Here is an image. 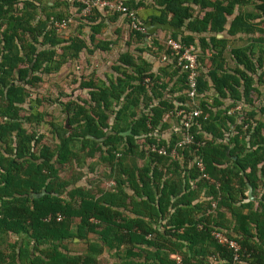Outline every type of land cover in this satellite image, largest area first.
Instances as JSON below:
<instances>
[{"label": "trees", "instance_id": "trees-1", "mask_svg": "<svg viewBox=\"0 0 264 264\" xmlns=\"http://www.w3.org/2000/svg\"><path fill=\"white\" fill-rule=\"evenodd\" d=\"M250 1L153 0L158 14L150 19L189 32L168 36L199 48L201 114L188 128L192 142L171 157L179 131L170 119L180 105L191 106L185 73L173 61L153 73L149 61L128 50L110 65L112 77L80 76L86 97L57 101L64 120L48 122L52 143L27 129L24 123L43 117L34 109L38 100L28 98L37 73L58 71L82 50L110 49L111 41L97 35L121 14L92 11L77 23L88 27L86 38L63 37L53 21L76 20L74 1L73 13H62L55 9L65 0H0V264H174L175 254L181 264L208 256L231 262L232 251L210 235L214 228L236 241L240 260L264 264V87H255L264 85V0L229 21L228 34L258 33L255 57L250 46L230 50L240 68L223 67L222 38L195 42L192 35L221 32L235 5ZM131 30L130 43H142L145 33ZM164 39L134 51L170 56ZM210 86L215 95L207 94ZM236 104L241 108L227 113ZM151 144L166 154L149 151ZM105 247L112 262L98 258Z\"/></svg>", "mask_w": 264, "mask_h": 264}, {"label": "built area", "instance_id": "built-area-1", "mask_svg": "<svg viewBox=\"0 0 264 264\" xmlns=\"http://www.w3.org/2000/svg\"><path fill=\"white\" fill-rule=\"evenodd\" d=\"M79 9L80 16H87L92 11H97L100 14L114 13L117 12L127 19V25L140 33L145 32L144 24L137 18L134 10L128 8L124 4V0H74ZM71 21V17L66 20L53 21V26L58 31H62L66 28L67 24ZM166 45L171 50V55H161L159 58L161 62H171L173 61V66L179 67L181 71L185 73L184 84L185 89L183 90L188 102L190 103L189 109H185V105H180L176 108L172 114L174 119L172 126H175L179 131V138L174 144V148L169 151L171 157L175 156V148H181L186 144L192 142L191 136L188 133V128L194 118L201 114V109L195 105V98L197 96V75L199 64L197 62V55L199 53V48L195 43H182L178 39H173L167 36L165 39ZM148 79L145 78L144 81ZM178 104V103H176ZM240 104H236L233 107L234 110H239ZM231 111H228L229 113ZM149 151L157 152L158 154H166L164 147H158L156 144H151L148 147ZM193 164L199 172L203 171V164L200 157H195L193 159ZM205 176V175H204ZM206 177V176H205ZM207 178V177H206ZM214 207V202H210V209ZM50 216H46L48 219ZM212 238L220 245L226 247L232 251V261L224 262L221 259H217L215 256H208L207 259L202 262V264H248L245 261L239 259V245L235 240L228 237L220 229H212L210 232ZM174 264H181V257L177 254L172 256Z\"/></svg>", "mask_w": 264, "mask_h": 264}, {"label": "crops", "instance_id": "crops-1", "mask_svg": "<svg viewBox=\"0 0 264 264\" xmlns=\"http://www.w3.org/2000/svg\"><path fill=\"white\" fill-rule=\"evenodd\" d=\"M53 0H47V4H51ZM70 2V4L74 1V0H68ZM129 2L131 3L132 2V5H135V4H138V6L136 8H132V10H134L137 18L144 24L146 21H150L151 23L155 22V21H152L150 19L151 16L153 15H156L158 14V11L156 9V6L154 5L153 3V0H129ZM257 2L256 0H251L250 3L246 4V5H243V6H238V5H235L234 9H233V12L227 16V20H226V24L224 26V29L221 31V32H217V33H211L209 31H202L200 33H192L193 37H194V41L196 42L197 41V38L198 37H204V38H208L209 36H215L216 38H222L224 41H225V45H224V50H223V53H222V58H223V67L225 69H228V70H232L233 68H240V65L237 64L235 62V59L234 57L232 56V54L230 53V50L231 49H235V48H239V47H247V46H250L253 48L254 50V57L256 55V49H257V42H255L253 39L258 35V33L254 32V33H243V32H236L234 34H228L227 33V28H228V24H229V21L233 18V16L239 11H251L253 10L252 8V5ZM72 5V4H71ZM194 14H197L199 13L198 9L194 6ZM75 9V5H72L71 6V10H69L71 13H73ZM143 10L145 13L143 15V17L140 16L139 12ZM120 18L123 16L120 15L119 16ZM118 19V18H117ZM257 20V18L255 19ZM254 20V21H255ZM70 23V22H69ZM68 23V24H69ZM67 24V25H68ZM67 27V26H66ZM64 30V29H63ZM181 30V29H180ZM182 33H189L187 31H183L181 30ZM180 31V32H181ZM168 30L167 29H162V28H156L152 34L148 35V36H144L143 38V42L142 43H131V45L129 46V52L130 53H137V54H140V56H142L143 58H145L147 61L150 62L151 64V71L154 73L157 71V68L159 66H161L163 64V62L160 61L159 58H155L153 57L150 53H148L147 51H142L140 53H138L137 51H134V48H137V47H143L144 45H148L149 42H150V39H154V40H163L164 38H166L168 36ZM264 36V35H263ZM123 51H120L119 53H121ZM109 53L110 55V51L108 50H105V51H101V50H94L92 53L90 54H87L85 50L83 51H80L78 53V57L77 60L78 62L81 63V60L80 58H83V63L81 64V66L83 67L82 69L84 70V68L87 67V63H86V60H85V56L89 57L88 58V62L90 63V66L88 67L90 70H87V68L85 69V72H81L79 73L80 74H87L89 73L90 71H93L95 76L100 79V80H105V75L106 76H110L112 73L111 72H107L106 74L103 73V71L105 70H101L100 68L103 67L104 65H108L109 66L111 64L114 63L117 55L119 54H116L115 57L111 60H106L108 56H106L107 54ZM100 55L102 56H105L104 59H99ZM70 61L64 63L62 65V67L56 71V72H52V73H49L47 75L51 76V80H55L57 77L56 75L57 74H60L61 73V78H62V81H61V85L63 87V89H67V86L68 84L71 86V87H74V91L71 94H68L67 96H63L61 98L62 101H66V100H70V99H73V100H78V98L80 97H86V91L84 88H80L79 87V81H80V76H78L76 79V83H77V86H76V83L74 84H70V71L73 70V68L70 67ZM96 65V66H95ZM206 65H207V60H206ZM81 66H77L79 69H81ZM86 66V67H85ZM77 68V69H78ZM110 68V67H109ZM261 69H264V62H263V65H262V68ZM111 70V69H110ZM74 71H72L73 73ZM260 72V69L257 70V73ZM114 75V74H113ZM56 77V78H55ZM55 78V79H54ZM210 85V83H208ZM54 87H56V84H54L52 82L51 84V90L53 91L54 90ZM256 89L257 90H262L264 85H255ZM239 91H241V87H239ZM78 96H76L77 93H79ZM207 94H211V95H215V92L213 90V88L210 86V88L208 89L207 91ZM223 101V104H226L229 102V99L228 98H225L222 100ZM256 102V101H255ZM258 102V101H257ZM235 106V105H234ZM233 106V107H234ZM233 107H230L228 111H233ZM244 107V106H243ZM241 108V106H240ZM230 113V112H229ZM174 119H170L171 122H173ZM79 184H82L83 181H79L78 182ZM111 183V182H109ZM108 185V184H107ZM74 241H76V239H74ZM112 253V250H107V248L105 247L104 248V251L99 255L98 258L100 259H105L107 262H112L114 260L113 256L111 255Z\"/></svg>", "mask_w": 264, "mask_h": 264}, {"label": "rangeland", "instance_id": "rangeland-1", "mask_svg": "<svg viewBox=\"0 0 264 264\" xmlns=\"http://www.w3.org/2000/svg\"><path fill=\"white\" fill-rule=\"evenodd\" d=\"M71 4L68 0H65V4L56 8L55 10H58L62 13H65V11L67 12L68 10H71ZM144 11L141 10L139 12L140 16L143 17L144 15ZM77 17L76 20H74L73 18H71L72 21H70V23L67 25V27L62 30L60 32V34L63 37L69 36V35H75L80 33L81 35H83L84 38L87 37V32H88V27L85 25H77L78 22H82L83 20V16L78 15L77 13L73 14ZM80 16V17H78ZM98 38H102L103 40H109L111 41V45H110V49H108V51H110V55L109 53L106 55L108 56L106 60H111L115 57L116 54H118L120 51H125L128 50L129 51V46L131 45V41H133V35H132V30L131 28L127 25V22L121 17H118V19H116L115 21L112 22H108L105 26H103L101 28L100 33L97 35ZM87 43L88 40L86 39ZM89 47H91V44L88 43L87 44ZM83 51V50H82ZM79 58V57H77ZM73 59L70 61V67L73 68V70L70 71V84H74L77 81V77L78 76H85V74H80L81 72H85V69L87 68V70H90L88 67L90 66V63L88 62V56H85V60L87 63V67L84 68V70L82 69L83 67L81 66V64L83 63V58H80L81 63L78 62V60ZM105 56L100 55L99 59H104ZM81 66V69H79L77 66ZM96 66V65H95ZM109 64L108 65H104L103 67H101L100 69L105 70L103 71L104 74H106L107 72H111L110 68H109ZM78 68V69H77ZM72 71H74L72 73ZM39 75V80L34 83V85L32 86H28V98L31 100H38V103L35 104V110L38 112L43 113V117L42 120L39 122H32V123H24L23 125L27 128V129H31L36 131L37 133H42L44 134V141L50 142V134H49V125L48 122L50 121V119L52 118V120L54 119V121L58 124H61V122L64 120V113L61 111V106L58 105L57 101H62L61 98L63 96H65V94H71L73 93V91L75 90L74 87H71L69 84L67 86V89H63L62 85H61V73L56 75V79L55 80H51V76L45 74V73H37ZM114 74V73H113ZM113 74H111L110 76L112 77ZM106 76V75H105ZM52 82L54 84H56V87H54V90H51V84ZM77 86V83H76ZM79 93L76 94V96H78ZM58 98V99H57ZM55 99V100H54ZM53 100V101H50ZM22 113V112H21ZM48 133V134H46ZM98 166V165H96ZM103 171V170H101ZM101 171L98 172L96 175L92 176V180H100L101 179ZM103 172H106V170H104ZM85 175V174H84ZM97 176V177H96ZM110 185V184H108ZM103 186H105L107 188V183L104 182ZM15 238V236L10 235L8 237V240L11 241Z\"/></svg>", "mask_w": 264, "mask_h": 264}, {"label": "water", "instance_id": "water-1", "mask_svg": "<svg viewBox=\"0 0 264 264\" xmlns=\"http://www.w3.org/2000/svg\"><path fill=\"white\" fill-rule=\"evenodd\" d=\"M144 27H145V35L148 36L150 34L153 33V31L156 29V28H162V29H167L169 31H175V32H180L181 30L178 28V27H174L172 26L171 24H169V22H159V21H155L153 23H151L150 21H146L144 23ZM43 192V191H42ZM41 192V193H42ZM39 193V194H41ZM39 194H35V193H31L29 195H32V196H37ZM247 197L248 199H251L252 196H251V188L248 187L247 189Z\"/></svg>", "mask_w": 264, "mask_h": 264}]
</instances>
